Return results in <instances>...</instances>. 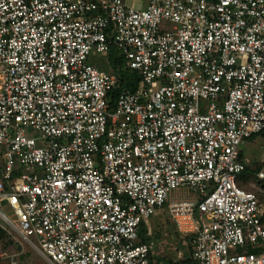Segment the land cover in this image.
I'll return each mask as SVG.
<instances>
[{
    "label": "built area",
    "instance_id": "2783aa9c",
    "mask_svg": "<svg viewBox=\"0 0 264 264\" xmlns=\"http://www.w3.org/2000/svg\"><path fill=\"white\" fill-rule=\"evenodd\" d=\"M261 133L264 0H0V227L53 264H151L164 206L195 264H264Z\"/></svg>",
    "mask_w": 264,
    "mask_h": 264
},
{
    "label": "rangeland",
    "instance_id": "374dc122",
    "mask_svg": "<svg viewBox=\"0 0 264 264\" xmlns=\"http://www.w3.org/2000/svg\"><path fill=\"white\" fill-rule=\"evenodd\" d=\"M169 28V24L165 25ZM94 63L98 64L100 61L105 65L104 70L111 73H116L115 67L113 66V60L111 56L108 55H98L93 54L91 56ZM257 153H261L262 149L256 150ZM4 164V161H2ZM261 167L259 170L258 168ZM250 171L242 187L245 189L252 190L256 192L260 198V201L264 208V179L258 177V172L264 168V162L260 159L254 158L249 164ZM168 207L164 206L158 209L153 218L150 219L149 225L153 230V237L156 241V249L153 253L154 260L164 261H178L182 260L179 258V251L182 250L183 259L190 256L192 251V246L190 243L188 245L183 244L182 238L177 233L175 227L168 216ZM17 245H10L7 248L0 244V254L6 253L8 257L0 258V263L3 261H10L11 258L18 260L19 264H53L47 258L40 255L32 247L26 243L19 242L14 236L8 235Z\"/></svg>",
    "mask_w": 264,
    "mask_h": 264
},
{
    "label": "trees",
    "instance_id": "16d2710c",
    "mask_svg": "<svg viewBox=\"0 0 264 264\" xmlns=\"http://www.w3.org/2000/svg\"><path fill=\"white\" fill-rule=\"evenodd\" d=\"M108 56H111L112 60H113V66L115 67V70L117 71L116 73L119 75L120 77V84L119 86L115 89L114 91V95H116L121 89H131V90H134L138 87L141 86V76L139 75V73L136 71V70H132L130 69L127 64H126V60L124 59V57L122 55H117L116 51L115 50H112ZM98 66L101 68V69H104V64L100 61L98 63ZM112 105L114 103V101L111 102ZM241 159V157H240ZM261 167L258 168V170L260 169ZM250 171V168H249V165H246L245 166V169L242 173V175L239 176V178L237 179V182L240 186H242V183L245 182L246 178H247V174L248 172ZM263 186H264V181H263ZM244 187V186H243ZM258 195V194H257ZM259 197V196H258ZM260 199V198H259ZM171 221V220H170ZM140 236H141V239L140 241L144 242L146 239H147V228H146V225L143 224L142 225V229H141V232H140ZM3 244L4 247H8L10 245H17L16 242H14L9 236L8 234L5 232L4 229H2L0 227V244ZM192 249V248H191ZM193 251V249H192ZM192 251H191V254L190 256H188L187 258L185 259H182L181 261H176V262H172L173 264H195V261L192 257ZM160 262V260H153V258H151V264H156Z\"/></svg>",
    "mask_w": 264,
    "mask_h": 264
},
{
    "label": "crops",
    "instance_id": "0c3cea01",
    "mask_svg": "<svg viewBox=\"0 0 264 264\" xmlns=\"http://www.w3.org/2000/svg\"><path fill=\"white\" fill-rule=\"evenodd\" d=\"M148 1L149 0H124L126 5H129V6H132L135 8H139V9L146 8L148 5ZM97 66H98V64H97ZM259 147H261V149H262V152L260 154L256 152V150L259 149ZM240 157H241V160L243 162H245L246 165H249L250 162H252L254 158L260 159L262 162H264V133L254 135L251 139L242 143L240 145ZM144 224L146 225L147 231H148V229L152 230L151 226L149 225V222L147 224L146 223H144ZM172 224H173V222H172ZM173 226H174V224H173ZM141 229H142V227H141ZM165 262H170V261H164V262L161 261V262H158L156 264L165 263ZM174 262H176V261H174Z\"/></svg>",
    "mask_w": 264,
    "mask_h": 264
}]
</instances>
